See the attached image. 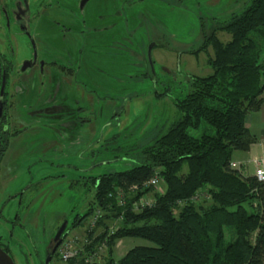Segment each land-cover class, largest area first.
Here are the masks:
<instances>
[{"label":"rangeland","instance_id":"rangeland-1","mask_svg":"<svg viewBox=\"0 0 264 264\" xmlns=\"http://www.w3.org/2000/svg\"><path fill=\"white\" fill-rule=\"evenodd\" d=\"M113 1L100 8L101 22L125 25L128 37L117 38L112 53L102 47L95 65L71 68L68 74L54 67L52 73L58 79L52 83L46 82L45 75H31L32 68L9 72L5 94L9 111L18 96L15 86L22 83L30 89L28 98L14 106L21 132L11 137L13 146L0 161V236L16 264H44L46 246H53L49 241L63 219L68 221L66 234L70 233L72 245L81 244L83 227L94 210L95 178L133 167L153 137L163 134L180 117L175 100L189 91L188 78L213 72L206 51L198 55L187 52L200 44L201 20L210 22L214 8L240 13L250 2ZM218 37L227 41L230 34L220 32ZM102 40H107L104 33ZM120 41L131 44L130 48L125 49ZM150 41L157 44L150 52L151 63L147 56ZM16 49L17 61L31 57L32 47L25 36L17 38ZM78 49L70 45L71 54ZM63 73L73 79L70 85L60 79ZM57 87L56 98L48 103ZM42 106H62L70 113L52 119L37 117L35 112ZM15 127L18 124L11 119L8 136ZM147 195L155 192L150 189ZM90 210L77 232L72 227L74 219ZM101 232L99 227L96 233ZM139 245L151 243L130 236L118 239L111 253L115 264L127 250ZM56 253L49 264L85 263L82 251V256L67 260ZM108 256L107 249L103 250L94 264H106Z\"/></svg>","mask_w":264,"mask_h":264},{"label":"trees","instance_id":"trees-1","mask_svg":"<svg viewBox=\"0 0 264 264\" xmlns=\"http://www.w3.org/2000/svg\"><path fill=\"white\" fill-rule=\"evenodd\" d=\"M217 31L229 33L230 41L222 43ZM200 36V44L187 52L197 54L211 46L208 63L213 72L188 78L189 91L175 100L180 117L153 137L133 167L95 178L94 209L100 208L102 215L87 234L86 251L101 242L110 223L122 215L107 240L106 264H115L113 246L128 236L151 245L130 248L116 264H263L264 183L230 164L234 150H248L256 140L245 116L259 108L264 91V0H250L227 20H201ZM6 146L7 140L0 156ZM155 172L164 181L163 192L155 193L152 207L135 211L133 203L150 188L127 189ZM118 187L126 191L124 205L116 200ZM202 188L208 199L178 206V200ZM90 212L76 217L72 227ZM99 227L102 232L94 237Z\"/></svg>","mask_w":264,"mask_h":264},{"label":"flooded vegetation","instance_id":"flooded-vegetation-1","mask_svg":"<svg viewBox=\"0 0 264 264\" xmlns=\"http://www.w3.org/2000/svg\"><path fill=\"white\" fill-rule=\"evenodd\" d=\"M90 1L92 0H0V104L2 103V108L0 106V148L4 147L6 140L8 146L10 138L21 132V127L17 123V120L19 119L14 107L15 103L11 106V111H9L6 106V85L11 70H15V73H18L21 71L23 62L28 61L32 64L29 68H36L40 73L44 72L45 66H51L61 68L68 74L71 68L81 67L85 64L84 59H81L76 55L84 58V51L88 50L87 53L91 51L90 56L88 57V63L93 65V63H95L96 54L98 55V53L101 52L102 47L106 51L112 53V50L117 47V38H125L122 35L117 37L119 35L116 30L117 26H115V23L113 22H109L101 27L98 26V16H94V14H97L98 7L90 10L91 15L87 16V6ZM39 18L40 20L49 18L47 21L50 22L46 23V27H48L51 32L57 30L61 33V36L58 37V39H51L50 43L52 41V43H55L65 51V54L62 56L53 55V53H51L49 54V57L52 59L46 60L39 54L38 46L33 37L34 27L30 29L34 22ZM101 18L102 16L100 19ZM129 28L127 27V30H129ZM102 31H104L107 40H102L103 34H100ZM25 32H29L31 37H27ZM86 34L90 36L88 39L85 38ZM20 35H23L28 39L29 44L32 47V53L31 57L28 56L29 58L17 61L16 43L17 38ZM114 39H116V41H114ZM119 43L125 49L130 48L131 45L126 41H120ZM150 43H154V46L157 45L155 41H150ZM70 45L79 46V49L74 55L73 53L71 54V52L66 53V49L70 48ZM76 77L77 76H74V80H77ZM3 81L4 88L3 93L1 94ZM16 90L17 87L15 88V91ZM12 111H14V113L16 112L13 116L11 115ZM69 111L70 110L67 109L66 113H70ZM45 112H48V110ZM11 119L18 124V127H15L13 132L9 133L8 136L7 133L8 130L10 132L9 122H11ZM5 151L0 156V161L5 154ZM63 222H66V226L61 235V240L69 228L68 221L63 219L57 227L56 232ZM71 225L72 224H70V226ZM54 236L49 241L50 243L52 242L53 245ZM51 245L52 244H50V246ZM0 247L11 256L9 247L5 244L1 236ZM51 248L49 249V246H46V254ZM57 248L51 257V260L57 252Z\"/></svg>","mask_w":264,"mask_h":264},{"label":"crops","instance_id":"crops-1","mask_svg":"<svg viewBox=\"0 0 264 264\" xmlns=\"http://www.w3.org/2000/svg\"><path fill=\"white\" fill-rule=\"evenodd\" d=\"M124 0H121L120 2H123ZM113 0H92L89 2L88 6H87V16H90V10L94 9L95 7H98V11L97 14H94L98 16V21L100 23V25L102 26V22H101V10L100 8H102L104 5H109L113 3ZM219 7H221L219 5ZM230 13H228L227 11H222L220 10V8H214L212 11V14H210V18L211 19H217V20H227L229 19V17L231 16L232 13H238L237 11H229ZM47 16V15H45ZM49 19V18H47ZM46 18H44L43 20H40V18L34 22L33 24V37L34 40L39 48V50L41 49V51H43L42 57L46 60H51L52 58L49 57V54L53 53V55H60L62 56L63 54H65V51L62 50L60 47H58L55 43H50V40H55L58 39V37L61 36V33H59V31H54L51 32L48 27H46V23L50 22L47 21ZM68 21V20H67ZM104 26V25H103ZM125 25L123 24H119L116 27V30L118 31V36L120 37V35H122L123 37H128V35L125 33ZM129 28V27H128ZM127 30V29H126ZM131 28H129L130 31ZM53 31V30H52ZM223 33L225 31H217L216 32V36L218 37V33ZM104 32H101L100 34H103ZM227 33V32H225ZM229 34V33H228ZM90 36H88L87 34L85 35V38H89ZM230 39H231V35H230ZM220 41L222 43H227L228 41ZM48 47H50L52 50H47ZM212 50V51H211ZM54 51V52H52ZM77 51V50H76ZM75 51V52H76ZM206 51L208 58H207V64L208 66V60L210 57L213 56V49L211 46H208L206 49L198 52L196 55H198L201 52ZM60 52V53H59ZM67 52H71L70 48L66 49V53ZM88 50L84 51L85 53V57L86 60L85 64L83 65L84 68H86V64L88 63V57L90 56V52L87 53ZM57 53V54H56ZM100 54V52L98 53V55ZM98 55L96 54L95 57V63L97 61ZM84 57V58H85ZM95 63H93V65H95ZM89 64V63H88ZM54 69V67L51 66H45L44 72L43 73H39V71H36L38 69L36 68H32L33 73L31 75H45L46 77V82L48 83H52L54 80H56L57 76L55 74L52 73V70ZM213 71V70H212ZM23 77V76H22ZM58 79V78H57ZM65 84H69L72 83L73 79H71L70 76H68L67 74L61 75L60 78ZM61 81V82H62ZM17 90L15 91L16 94H18L17 99L14 101L15 106L22 103L23 98L26 96L28 98L29 94H30V89L25 85L20 83L19 85L16 86ZM59 90V87H57L54 91V93L52 95H50V98L48 99V103L52 102L57 95V92ZM261 98H262V102L259 106V108L257 110L251 111L249 112L246 116H245V123L247 128L249 129V132L255 137V142H253L252 144H250L248 150L242 151V150H234L232 152L231 155V162L236 163V167L235 169H237L242 175L244 176H253L254 174V169H255V160L256 159H260V158H264V91L261 94ZM46 106V105H45ZM46 110H48V112H45ZM67 108H63L62 106H51V107H44L42 106L39 110H37L35 112V114L38 116L41 115H45L47 118L52 119V118H56L57 116H59L60 113H66ZM14 113V111H12ZM16 113V112H15ZM14 113V114H15ZM19 119V118H18ZM17 123L22 126L21 122L19 123V120H17ZM12 141L13 139L10 138L7 149L5 151V154L7 153L9 147L12 148ZM4 154V156H5ZM249 167H251V171H249ZM243 172L245 174H243ZM263 195H264V187H263ZM126 253V252H125ZM263 264H264V260H263Z\"/></svg>","mask_w":264,"mask_h":264},{"label":"built area","instance_id":"built-area-1","mask_svg":"<svg viewBox=\"0 0 264 264\" xmlns=\"http://www.w3.org/2000/svg\"><path fill=\"white\" fill-rule=\"evenodd\" d=\"M264 59V57H263ZM230 166L232 168L236 167V163L231 162ZM253 176L256 178L257 182L264 183V158L256 159L255 160V169ZM164 181L158 174V172H155L151 177L147 178L146 180L142 181L140 184L132 185L130 186L127 191H133V190H140L143 191L147 188L152 189L155 193H162L164 190ZM116 200L118 202V205H124L125 204V196L126 191L122 189L121 187L116 188ZM209 198V194L207 192V189L202 188L198 190L193 196H191L189 199L185 200H178V206L182 207L184 205L188 204H200L204 200ZM155 203V197L147 195V193H144L139 197L138 200H136L133 203V209L135 211H141L146 208H150ZM102 212L100 208H95L92 213L88 216L87 225L84 226V234L85 236L81 239V244L78 245H72L71 238H68V235L70 233H67L59 243L60 246L57 248V253L59 256L64 259H70L73 257H79L83 256V260L86 264H94L95 261L98 259L99 254L101 255V252L103 250L107 249V240L108 237L111 236L119 227L121 221H122V215L118 216L117 219H115L112 223H110L107 231L105 232L106 235L104 236L103 240L100 242L94 244L93 247H91L90 250H83L85 249L86 244H88L90 241L87 240V234L89 232H92L93 229L96 227L98 219L101 217ZM80 227V226H78ZM76 227L75 230L78 232L81 228ZM100 233H96L94 237L98 236ZM71 244V246H70ZM63 245V246H62ZM80 249V251H79ZM84 252L82 255H80V252Z\"/></svg>","mask_w":264,"mask_h":264},{"label":"water","instance_id":"water-1","mask_svg":"<svg viewBox=\"0 0 264 264\" xmlns=\"http://www.w3.org/2000/svg\"><path fill=\"white\" fill-rule=\"evenodd\" d=\"M25 34L27 35V37H31L29 32H25ZM154 43H150L149 47H148V51H147V56L150 60V52L151 49L153 48ZM151 63V60H150ZM32 64L29 63L28 61L23 62L22 67H21V71H25L27 68H29ZM3 88H4V81L2 84V88H1V94L3 93ZM1 108H2V103L0 104ZM66 226V222H63L62 225L58 228L53 241H54V245L51 248V250L49 252H47L46 254V258L44 261V264H49L51 261V257L53 255V253L55 252L57 246L59 245V243L61 242V235L63 234V231L65 229ZM0 264H16L15 261L13 260V258L0 247Z\"/></svg>","mask_w":264,"mask_h":264}]
</instances>
